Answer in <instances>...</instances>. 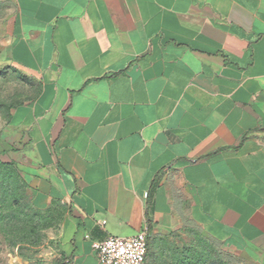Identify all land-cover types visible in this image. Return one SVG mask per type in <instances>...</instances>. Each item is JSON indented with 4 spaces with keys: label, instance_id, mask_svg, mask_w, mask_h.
I'll list each match as a JSON object with an SVG mask.
<instances>
[{
    "label": "crops",
    "instance_id": "obj_1",
    "mask_svg": "<svg viewBox=\"0 0 264 264\" xmlns=\"http://www.w3.org/2000/svg\"><path fill=\"white\" fill-rule=\"evenodd\" d=\"M0 60L26 88L0 130L56 264L187 223L264 264V0H0ZM20 78H23L22 81Z\"/></svg>",
    "mask_w": 264,
    "mask_h": 264
},
{
    "label": "rangeland",
    "instance_id": "obj_2",
    "mask_svg": "<svg viewBox=\"0 0 264 264\" xmlns=\"http://www.w3.org/2000/svg\"><path fill=\"white\" fill-rule=\"evenodd\" d=\"M1 17L2 12L0 20ZM18 80L0 60V130L8 112L7 107L18 104V98L26 94V88ZM17 205L11 211L7 205L0 203V264H56V233L60 213L39 211L32 206L29 196L22 197V194ZM200 239L197 232L184 223L181 231L171 236L172 252L169 251L160 264H178L176 258L189 250L203 254L206 264H253L239 251L228 249L221 243L202 244Z\"/></svg>",
    "mask_w": 264,
    "mask_h": 264
},
{
    "label": "built area",
    "instance_id": "obj_3",
    "mask_svg": "<svg viewBox=\"0 0 264 264\" xmlns=\"http://www.w3.org/2000/svg\"><path fill=\"white\" fill-rule=\"evenodd\" d=\"M93 250L101 264H145L148 252L146 231L134 237H107L93 243Z\"/></svg>",
    "mask_w": 264,
    "mask_h": 264
},
{
    "label": "trees",
    "instance_id": "obj_4",
    "mask_svg": "<svg viewBox=\"0 0 264 264\" xmlns=\"http://www.w3.org/2000/svg\"><path fill=\"white\" fill-rule=\"evenodd\" d=\"M22 81L23 78H20ZM16 104H11L7 107L8 112ZM27 197L25 184L21 181L17 169L10 163H4L0 160V203L7 205V208L13 211L17 208L20 195ZM202 244H207V241L200 239ZM149 248V242H148ZM189 250L180 258H176L178 264H206L205 256L201 253ZM172 252V251H171ZM170 252V254H172Z\"/></svg>",
    "mask_w": 264,
    "mask_h": 264
}]
</instances>
